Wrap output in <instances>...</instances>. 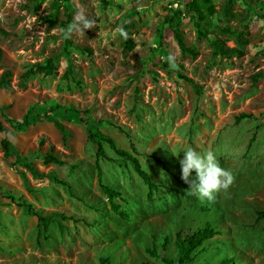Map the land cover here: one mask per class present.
<instances>
[{
	"label": "rangeland",
	"instance_id": "374dc122",
	"mask_svg": "<svg viewBox=\"0 0 264 264\" xmlns=\"http://www.w3.org/2000/svg\"><path fill=\"white\" fill-rule=\"evenodd\" d=\"M106 1L111 6L103 0L66 3L72 19L83 9L95 20L92 28L67 36L68 27L48 18L53 0H40L37 12L27 8L33 0H0V31L6 32L0 33V75L11 72V90L0 88V107L8 106L7 116L18 120L34 105L90 110L119 147L130 150L134 144L158 188L151 195L133 166L106 145L109 160L99 162L102 182L121 192L115 201L129 215L125 220L102 191L86 124L56 115L68 131L64 140L52 122L19 132L0 113L15 149L39 173L55 174L71 187L70 192L52 177L14 166L0 145V264H99L102 257L111 264H164L149 250L162 254L167 237L164 253L174 258L176 233L190 235L207 222L219 234L197 249L193 264H219L226 257L234 264H264V220L257 222V211L264 210V0H213L217 14L201 26L212 39L244 52L231 58L213 55L199 37L189 0ZM176 10L184 12V41L195 55L182 53L161 23ZM125 13L134 22L132 51L121 35ZM59 18L66 19L63 11ZM232 32L242 33L247 43ZM66 38L73 44L68 51ZM78 48H90L92 55ZM51 57L54 74H28ZM69 67L73 74L66 77ZM258 73L263 77L254 82ZM183 76L200 85L201 93ZM241 114L251 117L238 121ZM50 144L65 165L44 162ZM187 147L214 151L233 175L211 201L190 195V183L182 179L180 150ZM151 156L162 158L169 170ZM10 195L23 196L40 215L74 219L62 221L64 232L56 223L45 232L38 216L12 203Z\"/></svg>",
	"mask_w": 264,
	"mask_h": 264
},
{
	"label": "trees",
	"instance_id": "16d2710c",
	"mask_svg": "<svg viewBox=\"0 0 264 264\" xmlns=\"http://www.w3.org/2000/svg\"><path fill=\"white\" fill-rule=\"evenodd\" d=\"M71 0H53L51 4V13L48 18L51 22H59L63 27H69L72 22L71 14L68 9L66 3ZM33 7L27 6V8L37 12L40 5V0H33ZM103 3L106 5H110V2L103 0ZM187 8L190 13H193L196 21L195 26L197 28V33L199 37L205 38L213 49V55L223 56L227 58H231L232 56L242 57L244 52L236 47H229L226 42L220 38L212 39L208 32L203 31L201 22L211 24L212 18L217 14L216 6L213 0H189L187 3ZM66 16V19L63 20L59 18L60 12ZM184 12L182 10H176L173 14H167L163 16L161 19V23L165 26H168L174 34L177 45L180 51L184 54L195 55V52L192 48L186 45L184 41L183 31L181 29L182 26V17ZM123 18L125 21L123 22V31L126 35H123V41L125 48L129 51H132L135 47L134 40L132 38L134 31V22L130 20V14H123ZM222 32H228V30L221 29ZM0 33H5L4 31H0ZM233 35L236 36L237 41L240 44L247 43V39L242 38V33L232 32ZM73 46L72 42L66 38V51H68V47ZM83 52L92 55V50L90 48H78ZM1 57V53H0ZM55 58L51 57L46 60L45 64H36L32 67L28 74L33 73H44L45 75L54 74L56 71V63ZM168 70L172 71V68L168 63L163 64ZM73 74V70L71 67L68 68L65 76L68 77ZM11 77V72L9 70H5L0 75V88H4L6 90H11L9 78ZM263 77L262 73H258L252 76L254 82L258 81ZM183 78L192 85V87L196 90L197 93H201L202 88L198 85L193 79L183 76ZM8 109V106L0 107V113L5 119L7 123L16 131L22 132L29 128L31 125L40 122V121H49L54 123L56 128L60 131L65 140L68 136V131L66 127L61 123L56 115L65 116L69 119H72L79 123L86 124L87 137L88 140L96 147V167L98 172V179L101 184L102 191L108 197L112 210L121 218L128 220L129 215L121 209V205L118 204L115 200L120 197L122 194L120 191L115 188L105 185L102 182V169L100 167V160L105 159L109 160V157L106 152V145H108L115 154L119 157V160L123 162H129L132 166L136 174L143 180V182L149 188V193L152 195V192L156 191L158 185L153 181L150 174L142 167V164L139 160V152L134 144H131L130 150L119 147L118 143L114 138L110 135L104 133L102 130L103 121H94L90 116V110H79L73 105L65 106L62 104H49L45 107H39L38 105L32 106L28 112L22 117V119H14L7 116L5 111ZM251 115L241 114L237 120L249 118ZM7 129L4 125V122L0 118V136H1V149L4 154V158L6 160L14 159V166H21L26 168L32 176L34 177H52L55 181L63 186H65L68 191L71 192L70 185L60 179L55 174H44L39 173L37 168L33 165V163L29 160L27 156L21 155L14 147L12 141L6 135ZM45 140H41L40 144L43 145ZM157 164H159L164 170L168 171L169 168L165 161L158 156H151ZM44 162L46 164H57L63 166L66 164L64 160H62L59 156L54 154V146L50 144L49 151L46 153L44 157ZM118 162V160H116ZM9 199H11L12 203L17 204L20 207H24L27 209L28 213L34 214L38 216V225L39 228H43V231H49L50 227L53 224H57L59 229L64 232L67 227L63 224V220L74 219L66 216L63 213H55L50 215H40L37 210L34 208V205L29 203L23 196L16 197L14 195H10ZM264 220V210L257 211V222ZM219 232L214 228L211 222H207L204 227H199L196 231H194L190 235H186L184 232H177L175 236V246L177 248V254L174 258H169L165 255V251L169 240L165 237L163 242V253L158 254L154 250H149V253L161 259L164 264H193L196 259V251L200 247L204 245L205 242L211 240ZM99 264H111V260L109 257L100 258ZM219 264H234V260L232 258L226 257L223 258Z\"/></svg>",
	"mask_w": 264,
	"mask_h": 264
},
{
	"label": "clouds",
	"instance_id": "9594fccd",
	"mask_svg": "<svg viewBox=\"0 0 264 264\" xmlns=\"http://www.w3.org/2000/svg\"><path fill=\"white\" fill-rule=\"evenodd\" d=\"M95 20L90 18L85 10H78L65 34L71 36L72 32H82L90 29ZM121 35H126L121 29ZM183 157L179 160L182 179L190 183L189 194L198 199H214V194L221 188L227 189L233 181L230 170L221 166L216 153L212 150L201 152L193 147L181 149ZM179 152V153H180ZM176 154V153H175ZM178 155V154H177ZM194 178L190 181L189 178Z\"/></svg>",
	"mask_w": 264,
	"mask_h": 264
}]
</instances>
